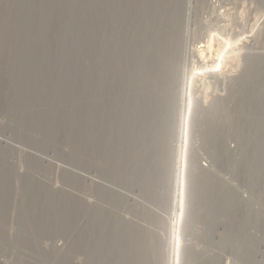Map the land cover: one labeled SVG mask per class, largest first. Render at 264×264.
I'll use <instances>...</instances> for the list:
<instances>
[{
  "label": "rangeland",
  "instance_id": "1",
  "mask_svg": "<svg viewBox=\"0 0 264 264\" xmlns=\"http://www.w3.org/2000/svg\"><path fill=\"white\" fill-rule=\"evenodd\" d=\"M0 140L6 264H264V0H0Z\"/></svg>",
  "mask_w": 264,
  "mask_h": 264
},
{
  "label": "bare ground",
  "instance_id": "2",
  "mask_svg": "<svg viewBox=\"0 0 264 264\" xmlns=\"http://www.w3.org/2000/svg\"><path fill=\"white\" fill-rule=\"evenodd\" d=\"M236 9V8H235ZM236 11V10H235ZM234 11V12H235ZM238 11H236V13H237ZM175 14V13H174ZM232 15H234V14H232ZM237 15V14H236ZM171 16V15H170ZM238 16V15H237ZM235 18V17H234ZM156 21H158V20H156ZM186 23V22H185ZM172 26V25H171ZM154 27H155V24H154V22H153V25H152V27H151V29L149 30V29H144V28H141L140 29V31H139V34L137 35V33H135L134 34V32H132V33H130V34H127V32L125 31V29L121 32V33H118V34H116V35H114V37H113V39H117L118 41H119V43H120V47H121V52L124 50L126 53H123L124 55L126 54L127 56H125V58H124V56H123V54H122V56H123V58H124V62H126L125 61V59H127L128 58V56H129V58H130V48H129V41L131 42H134L136 45H137V47H138V50L140 49V50H142V52H141V54L143 53H147L148 54V52L150 51V50H153V54H156L157 56H164V55H174V54H176V52H178V51H176V46H177V44L175 45V41H172V37H171V35H166V38L165 37H163V39L165 40L164 41V43H163V45L162 46H160V45H156L155 47L153 46V42H152V46L150 45L151 43H150V37H151V39L154 41V36H155V33H153L152 32V30H154ZM168 27V26H167ZM172 28V27H171ZM170 28V29H171ZM176 29V28H175ZM179 28H177L176 29V31L178 30ZM149 31V32H148ZM155 31H156V29H155ZM107 33H109L108 31H107ZM159 33V32H158ZM166 33V32H165ZM172 34V33H171ZM179 34V33H178ZM163 35V34H162ZM173 35H175V34H173ZM177 35V34H176ZM103 36H104V38H106V35L105 34H103ZM220 36V35H219ZM123 38H124V41L125 40H127V42L128 43H125V44H123ZM126 38V39H125ZM174 38V37H173ZM113 39L111 40L110 38H109V42L111 43L112 41H113ZM156 39V38H155ZM181 39V38H180ZM162 40V39H161ZM174 40V39H173ZM157 41H159V40H157ZM177 42V41H176ZM150 43V44H149ZM132 44V43H131ZM134 45V44H133ZM135 45V46H136ZM105 46V45H104ZM125 48V49H124ZM177 48H178V46H177ZM205 50H206V48H205ZM137 51V49H135V47H134V52H136ZM152 52V51H151ZM151 54V53H150ZM153 54H151V55H153ZM180 55V54H179ZM143 56V55H142ZM191 56H193V55H191ZM138 57V56H137ZM161 58H163V57H161ZM127 63V62H126ZM213 68V67H212ZM242 70V69H241ZM241 70H239V71H241ZM259 71V70H258ZM246 73V72H245ZM248 74V73H247ZM260 74V73H259ZM247 76H249V74L247 75ZM246 77V76H245ZM250 77V76H249ZM251 78V77H250ZM232 79V78H231ZM239 79V78H238ZM248 79V78H247ZM246 79V80H247ZM252 79V78H251ZM254 80V79H253ZM170 81H173V79L171 80L170 79ZM174 81H176V79H174ZM238 81V80H237ZM242 81V80H241ZM240 81V82H241ZM244 81V80H243ZM248 81V80H247ZM233 82H235V81H233ZM239 82V83H240ZM254 82H256V81H254ZM239 83L237 84L236 83V87H239L240 85H239ZM247 83H249V82H247ZM172 84V83H171ZM167 85V84H166ZM228 85L229 86H231L230 85V83H228ZM244 85V84H243ZM254 85V84H253ZM226 86H227V84H226ZM242 86V85H241ZM246 86V85H245ZM167 87V86H166ZM169 87V86H168ZM167 87V88H168ZM172 86L170 85V88H171ZM233 87V86H232ZM231 87V88H232ZM236 87H234V88H236ZM232 90V89H231ZM221 92V91H220ZM232 92V91H231ZM230 92V93H231ZM229 94V93H228ZM230 95H232L233 96V94H230ZM224 96V95H223ZM222 96V97H223ZM189 97L191 98V100L189 99ZM194 99V101L197 99L196 98V96H188V101L190 100V102L192 101ZM218 99V98H217ZM220 100V99H219ZM189 106V105H188ZM189 108H190V106L189 107H187V112H189ZM201 112H199V113H201V116L199 115H197L198 117H196V118H194L191 122H189L188 121V119H186L185 118V122H186V124H191L192 125V128H194L195 129V131L196 132H200L201 133V131H204L205 132V123L207 122V119L209 118L212 122H213V118H212V116H210V113H208L207 112V114L205 113L206 111L205 110H200ZM207 115V116H206ZM212 118V119H211ZM210 120H208V122L210 121ZM189 122V123H188ZM258 123H260V122H258ZM213 128V124L211 125V127H209V129L211 130ZM207 131H209V130H207ZM205 135V134H204ZM261 137V136H260ZM0 143H2V144H4V145H7V143L6 142H4V141H1L0 140ZM259 142H257V146L259 145L258 144ZM1 145V144H0ZM16 150V149H15ZM255 150H257V149H255ZM257 152H258V150H257ZM256 153V152H255ZM262 153V152H261ZM252 154V153H251ZM254 154V153H253ZM261 163H262V166H260L261 165ZM182 164H187V162L186 161H182ZM260 164V165H259ZM252 165H255V166H260V167H264V162H258L257 160H252ZM249 169V168H248ZM262 173V172H261ZM262 175V174H261ZM195 178H196V174L194 173L193 174V172H191V173H188V174H185V175H183V174H181L180 175V181L181 182H184L186 179L188 180V181H190V182H193L194 180H195ZM201 180H202V184H203V187H204V191H205V193H207V195H211V196H213L214 195V197H216L217 199H215V201L216 200H218L220 197H222L223 196V194H224V191H223V189L222 190H219V189H217V186H216V184L217 183H215V180H211V179H208V178H203V177H201ZM88 182L91 184V185H98L99 186V184L96 182V181H93V180H88ZM192 185L191 186H189L187 189H186V191L184 192V189H183V191H182V194H181V199L182 200H185V199H188L190 196H192L194 193H195V189L193 188V183H191ZM220 188V187H219ZM208 200H211L210 199V197L208 198ZM207 203H208V201H207ZM217 203V202H216ZM226 205L228 206V208L229 207H231V208H234L236 205L235 204H233L234 203V201H230V200H226ZM183 209V208H182ZM185 209V208H184ZM177 258H178V256H177ZM176 258V259H177ZM0 264H6L4 261H1L0 260Z\"/></svg>",
  "mask_w": 264,
  "mask_h": 264
}]
</instances>
